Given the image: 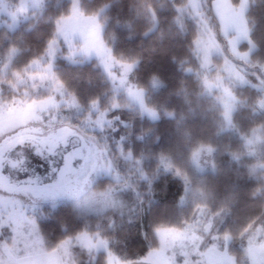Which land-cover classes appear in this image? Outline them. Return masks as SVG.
Wrapping results in <instances>:
<instances>
[{"label":"rangeland","instance_id":"obj_1","mask_svg":"<svg viewBox=\"0 0 264 264\" xmlns=\"http://www.w3.org/2000/svg\"><path fill=\"white\" fill-rule=\"evenodd\" d=\"M51 2L0 0V147L8 143L0 154V178L7 185L15 180L21 189L34 192L61 188L67 178L79 176L84 167L90 171V180L82 198L48 204L42 198L31 200L0 188V264H77V249L92 255L105 253L107 264H237L227 249L222 250L231 238L221 235V225L207 209L198 211L193 226L157 230L159 247L136 262L122 261L109 251L110 243L100 233L87 231L46 252L39 221L48 217L47 210L70 206L81 219L109 212L121 217L136 214L138 193L119 173L102 134L114 127L108 116L116 109L157 121L159 112L150 101L165 86L153 78L150 89L139 88L133 81L137 64L113 55L104 42L100 17L85 16L84 0H72L68 16L58 15V2ZM207 2L188 0L178 13L181 19L196 23L199 35L194 53L201 68L198 77L208 96L222 105L225 130L230 131L236 104L231 86L262 88L264 67L251 64V55L257 49L250 40L246 18L251 0L212 1L211 11L226 47L214 35L208 7L203 8ZM48 10L56 25L55 38L41 51L34 48L33 56L26 55L24 35ZM244 44L248 45L246 50L241 49ZM59 60L72 65L94 62L110 84L107 105L99 101L87 111L83 109L57 77ZM252 70H260L263 77ZM243 139L252 155L264 143V130ZM117 151L132 161L130 153L124 156L120 147ZM217 152L210 146L192 151L191 164L198 174L217 173ZM172 163V159L161 158L165 170L172 168ZM250 238L246 258L250 264H264V230L258 227Z\"/></svg>","mask_w":264,"mask_h":264},{"label":"trees","instance_id":"obj_2","mask_svg":"<svg viewBox=\"0 0 264 264\" xmlns=\"http://www.w3.org/2000/svg\"><path fill=\"white\" fill-rule=\"evenodd\" d=\"M51 1L58 2V15L68 16L72 0ZM212 1L208 0L203 8L208 7L214 35L226 47L211 11ZM187 2L84 0L85 16L100 17L104 42L113 55L137 64L133 81L139 88L150 89L153 78L165 86L150 101L159 112L157 121L116 109L108 116L114 127L102 134L119 173L138 193L140 206L136 214L121 217L109 212L81 219L70 206L47 210L48 217L39 221L46 252L87 231L100 233L110 243L109 251L122 261L136 262L159 247L157 230L193 226L198 211L207 209L221 225V235L231 238L222 250L227 249L237 264H250L246 258L249 239L258 227L264 230V143L251 155L243 137L264 130V86H231L236 104L231 130H225L222 105L214 96H208L198 77L201 68L194 50L199 30L194 21L181 19L178 13ZM246 18L250 40L257 47L251 64L264 67V0H251ZM55 31L48 10L24 35L26 55L33 56L34 48L41 51L55 38ZM247 47L244 44L241 49ZM56 67L60 83L83 109L99 101L107 105L110 84L94 62L72 65L59 60ZM252 72L262 75L260 70ZM199 146L218 149L216 174L200 175L192 166V151ZM118 147L124 156L130 153L132 161L119 156ZM161 158L172 159V168H162ZM75 256L77 264H107L105 253L92 255L77 249Z\"/></svg>","mask_w":264,"mask_h":264},{"label":"flooded vegetation","instance_id":"obj_3","mask_svg":"<svg viewBox=\"0 0 264 264\" xmlns=\"http://www.w3.org/2000/svg\"><path fill=\"white\" fill-rule=\"evenodd\" d=\"M8 143H4L2 147H0V154L4 150L3 148L7 147ZM91 163H92V159ZM6 174V173H5ZM90 180V171L86 172V167L82 168L79 172V176H74V177H69L67 178L65 184L61 188H57L56 190L52 191H39V192H34L35 190H29L28 188L21 189L17 185L18 182L15 180H9V184H5V182L0 178V188L2 186H9L13 187L15 190L17 189L18 193L14 195H21L24 197L28 198H35V197H40L44 199V201L49 202H65L69 201L71 199H80L83 196L84 189L86 188V184ZM34 192V193H31Z\"/></svg>","mask_w":264,"mask_h":264},{"label":"water","instance_id":"obj_4","mask_svg":"<svg viewBox=\"0 0 264 264\" xmlns=\"http://www.w3.org/2000/svg\"><path fill=\"white\" fill-rule=\"evenodd\" d=\"M1 189H3L4 191H7V192H9V193H12V194H17L18 193V191H17V189L15 190V189H11V188H9V187H7V186H2L1 187ZM48 192V191H47ZM31 193H34V192H31ZM36 199H38V198H40V197H35ZM50 200H48V201H46V202H49Z\"/></svg>","mask_w":264,"mask_h":264},{"label":"snow or ice","instance_id":"obj_5","mask_svg":"<svg viewBox=\"0 0 264 264\" xmlns=\"http://www.w3.org/2000/svg\"><path fill=\"white\" fill-rule=\"evenodd\" d=\"M128 67H130V66H128Z\"/></svg>","mask_w":264,"mask_h":264}]
</instances>
